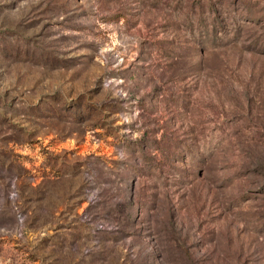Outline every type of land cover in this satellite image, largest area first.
<instances>
[{
    "label": "rangeland",
    "instance_id": "374dc122",
    "mask_svg": "<svg viewBox=\"0 0 264 264\" xmlns=\"http://www.w3.org/2000/svg\"><path fill=\"white\" fill-rule=\"evenodd\" d=\"M0 264H264V0H0Z\"/></svg>",
    "mask_w": 264,
    "mask_h": 264
}]
</instances>
